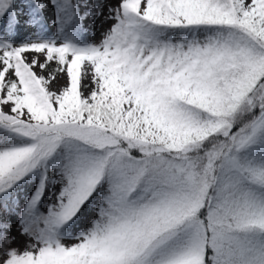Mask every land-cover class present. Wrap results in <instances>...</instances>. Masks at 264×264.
I'll return each mask as SVG.
<instances>
[{
	"label": "snow or ice",
	"instance_id": "6c2138e0",
	"mask_svg": "<svg viewBox=\"0 0 264 264\" xmlns=\"http://www.w3.org/2000/svg\"><path fill=\"white\" fill-rule=\"evenodd\" d=\"M0 264H264V0H0Z\"/></svg>",
	"mask_w": 264,
	"mask_h": 264
}]
</instances>
